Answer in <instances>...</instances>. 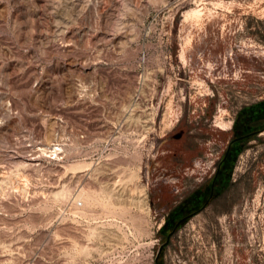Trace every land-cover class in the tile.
Instances as JSON below:
<instances>
[{
    "label": "rangeland",
    "instance_id": "rangeland-1",
    "mask_svg": "<svg viewBox=\"0 0 264 264\" xmlns=\"http://www.w3.org/2000/svg\"><path fill=\"white\" fill-rule=\"evenodd\" d=\"M69 2L0 0V264H264V0Z\"/></svg>",
    "mask_w": 264,
    "mask_h": 264
},
{
    "label": "flooded vegetation",
    "instance_id": "flooded-vegetation-1",
    "mask_svg": "<svg viewBox=\"0 0 264 264\" xmlns=\"http://www.w3.org/2000/svg\"><path fill=\"white\" fill-rule=\"evenodd\" d=\"M254 125H263L264 127V118H255L253 121ZM254 128V127H253ZM258 130H253L252 132H248L246 134L240 135V136H233L231 142L228 144V146L225 148L224 152L217 156L215 164L214 172L209 176L208 180H204V184H202L199 188V192L197 193L193 199H191L190 204L181 201L175 208L172 210V212H178V214L181 216L177 222V225L180 221L186 219L189 215L196 214L199 212H202L205 210L211 203L213 202L214 195H215V189L216 184L220 178V173L223 167L227 166L229 164V161L233 155V146L236 144H241L245 139H249L252 136L257 133ZM179 136V138H181ZM178 138V139H179ZM187 154L188 152H184V154ZM174 157H178L180 154L178 152H174L172 154ZM192 156V151H189L188 157ZM202 181V180H201ZM198 190V189H197ZM207 190H209V193L207 194ZM206 193V195H205ZM207 196V197H205ZM187 198V197H186Z\"/></svg>",
    "mask_w": 264,
    "mask_h": 264
},
{
    "label": "bare ground",
    "instance_id": "bare-ground-1",
    "mask_svg": "<svg viewBox=\"0 0 264 264\" xmlns=\"http://www.w3.org/2000/svg\"><path fill=\"white\" fill-rule=\"evenodd\" d=\"M67 3V2H69V0H59V3ZM70 3V2H69ZM81 4V3H80ZM79 5V4H78ZM82 6V5H81ZM86 8H84V6H82V8H81V10H85ZM221 125V127L223 128V129H228V127H230V125L229 124H225V123H221L220 124ZM34 164L35 165H37L36 163H33V165L32 166H34ZM30 165V164H29ZM89 198L90 199H92V196L91 195H89Z\"/></svg>",
    "mask_w": 264,
    "mask_h": 264
},
{
    "label": "built area",
    "instance_id": "built-area-1",
    "mask_svg": "<svg viewBox=\"0 0 264 264\" xmlns=\"http://www.w3.org/2000/svg\"><path fill=\"white\" fill-rule=\"evenodd\" d=\"M77 205H78V206H81V205H82V203H81V202H78V203H77ZM152 264H155V263H152Z\"/></svg>",
    "mask_w": 264,
    "mask_h": 264
}]
</instances>
